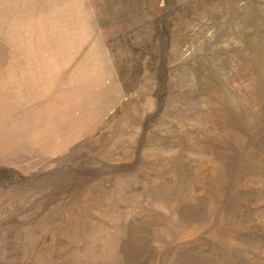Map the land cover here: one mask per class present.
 Returning <instances> with one entry per match:
<instances>
[{"label":"rangeland","instance_id":"374dc122","mask_svg":"<svg viewBox=\"0 0 264 264\" xmlns=\"http://www.w3.org/2000/svg\"><path fill=\"white\" fill-rule=\"evenodd\" d=\"M0 264H264V0H0Z\"/></svg>","mask_w":264,"mask_h":264},{"label":"crops","instance_id":"0c3cea01","mask_svg":"<svg viewBox=\"0 0 264 264\" xmlns=\"http://www.w3.org/2000/svg\"><path fill=\"white\" fill-rule=\"evenodd\" d=\"M12 38H14L15 39V37L14 36H11V39ZM31 38L32 37H30V38H26L25 39V43H23L22 45H21V47L22 48H25L27 51V53H30V52H33V51H35L36 49H38V50H36L38 53H41V54H43L44 56H46V58L48 57L49 59H50V61L48 60V61H46L45 63L47 64V66H49V67H51L52 66V58H53V51H55V46H56V43L54 44V43H49V40H47L46 42H48V43H45V41H42V40H40L39 38H38V45L36 46V48L34 49V47L31 45V42H30V40H31ZM8 40V41H14V39H12V40ZM53 41V40H52ZM13 45H14V43H13ZM44 60H47V59H44ZM25 64H27L26 66L27 67H29V65L30 66H35V64L33 65V62L31 61L30 63L29 62H27V61H25L24 62Z\"/></svg>","mask_w":264,"mask_h":264}]
</instances>
